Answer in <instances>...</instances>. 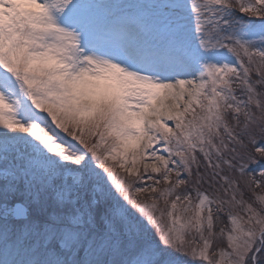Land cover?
Listing matches in <instances>:
<instances>
[{
  "label": "snow or ice",
  "instance_id": "6c2138e0",
  "mask_svg": "<svg viewBox=\"0 0 264 264\" xmlns=\"http://www.w3.org/2000/svg\"><path fill=\"white\" fill-rule=\"evenodd\" d=\"M0 264H264V0H0Z\"/></svg>",
  "mask_w": 264,
  "mask_h": 264
}]
</instances>
